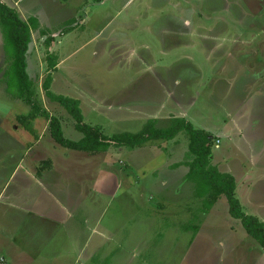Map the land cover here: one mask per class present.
<instances>
[{
    "label": "rangeland",
    "instance_id": "1",
    "mask_svg": "<svg viewBox=\"0 0 264 264\" xmlns=\"http://www.w3.org/2000/svg\"><path fill=\"white\" fill-rule=\"evenodd\" d=\"M2 1L12 8L16 0ZM173 1L174 11L182 9V15L177 13L180 18L186 16L185 8L195 7L198 12L199 2ZM226 1L229 4L222 7L225 10L222 14L213 15L210 12L213 15L210 16L204 13L209 16V20L204 18L200 23L190 24L184 19L179 26H173L172 29L168 27L169 31L166 32L169 35L162 40V45L161 39L154 35L145 36L143 42L152 48L150 54H143L144 61L153 64L154 60L158 69L140 67L142 65L113 69L112 66L109 68L106 60L95 65L91 58L93 47L83 48L69 57L73 53L71 49L74 43L71 40L74 35L84 32V43L104 29L109 16L117 21L125 19L124 8L120 5H112L111 2L100 4L99 0H74L62 7H55L50 0H20L15 9L20 17L23 10L31 13L29 23L41 9H58L66 21L78 19L73 25L66 22L60 27L62 31L64 28H73L71 32L66 30L63 33L72 36L70 40L66 37L68 41H64L63 47H66V43L72 44L64 52H51L41 40L38 48L32 46V57L27 55L29 77L34 80V101L50 116L61 120L66 138L77 141L83 135L75 129V122L67 111L52 102L43 90L42 85L48 76V53L66 59L52 73L54 81L51 92L72 98H77V93H81V109L87 124L111 127L113 116L119 120L123 118L120 116L122 113L127 115L136 111L135 116L141 121L162 119L158 127L169 124L165 121L176 116L187 119L197 129L210 130L214 136L211 162L219 167V171L235 174L236 197L241 201L244 211L264 221V0H260L255 9V0ZM146 14L150 18L151 10L147 9ZM232 16H236L234 20ZM150 21L147 24L142 21L140 27L147 25L151 32H159L155 28L159 26L155 25L156 19L151 17ZM162 21V30L173 23H168L165 18ZM170 29L179 35L171 39L173 33ZM139 32L148 31H139V28L133 31ZM61 38L56 39V42L61 41ZM78 43L79 40H75V44ZM85 55L88 56L86 60L80 61ZM137 59L141 60L139 56ZM7 66L4 45L0 44V130L11 132L12 129L14 132L13 127L18 126L19 133L23 131L26 141L29 132L36 138L42 136L40 145L45 147V151L41 147L38 151L57 165L66 159L75 163V154H80L77 156V160L82 161L80 163L85 160L89 162L82 170V180L87 178L91 167L95 165L103 171L110 170L119 180L115 196L105 201L110 204L109 214H105L104 218L105 222L108 221L104 225L110 229L109 245L105 243V248L98 249L97 256L89 263L79 261L76 264H251L257 251H264L247 234L241 222L230 216L225 196L219 198L212 212L205 214V231L208 233L201 235L203 238L196 246L189 247L192 232L175 228L178 223L196 224V215L202 208L203 200L196 198L195 185L181 179L184 173L179 171L178 184L166 191L167 194L171 193V199L161 202L157 187L160 181L155 174L160 165L156 169L151 167L158 160H164V164L167 159L158 148H166V152H171L172 159L175 155V160H184L189 145L186 133L182 132L169 143L160 142L156 145L158 148L150 144L137 149L112 147L108 154H82L84 152L66 149L52 139L47 118L33 116L30 105L26 106L8 92L3 79ZM141 95L144 96L141 97L143 100L150 99V104H138ZM104 98L107 99L103 101ZM90 99L94 101L93 104L86 102ZM106 114H110V124ZM19 118L24 120L21 122ZM140 124L142 122L129 124L120 121L110 129V133L123 130L138 132ZM0 142L8 143L9 139L0 134ZM219 154L223 159L218 157ZM143 167L145 170L141 171H144V176L139 172ZM112 186L111 181L110 193ZM160 205L170 208L168 211L173 214L155 216ZM178 208H185L188 214L179 218ZM104 252H108L110 257ZM262 263L264 261L261 260Z\"/></svg>",
    "mask_w": 264,
    "mask_h": 264
},
{
    "label": "crops",
    "instance_id": "2",
    "mask_svg": "<svg viewBox=\"0 0 264 264\" xmlns=\"http://www.w3.org/2000/svg\"><path fill=\"white\" fill-rule=\"evenodd\" d=\"M19 1L20 0L14 1L15 4L12 8L15 9V7L19 5ZM71 1L74 0H61V2L59 0H50V3L55 7H62L64 4H68ZM187 1L188 0H181V2ZM255 1L253 9L259 6L258 2L260 0ZM99 2L100 4L111 2L112 5L122 6L124 8V14H126L125 19L121 20L120 15H117L118 18H120V21H117L109 16L106 19L104 29L96 32L94 36L88 38L84 43H82V41L86 39L84 32L74 35V39L71 40L72 43H74V48L71 49L73 53L70 54L69 57L76 54L78 51H82L83 48L88 49L93 47L91 55L93 63L98 65L106 60L109 68L112 66L113 69H116L117 67L126 69V67L132 65H142L140 67L146 66L148 69L151 67L158 69L159 67L154 60L153 64H147V60L144 61L143 54H150V49L152 48L150 45L143 42L147 36L151 37V34L159 40L161 39L162 45V40L169 35L166 32L169 31L168 27H171V29L173 26L177 27L184 19L190 21V24H193L194 22L200 23V21H204V18L209 17L205 16L204 13L210 16L215 14L220 15L225 11L222 10V7H227L226 5L229 4L226 0H189L188 2H191L192 4L195 2L200 3L198 12L195 7L185 8L186 16L180 18L177 16V13L182 15V9L180 8L181 10H178V12H176L177 9L174 11L175 3H173V0H99ZM62 3L63 5H60ZM185 7L188 6L185 5ZM147 9L151 10L150 16L156 19L155 25L159 26H155V28H157L159 32H151L147 25L142 28L140 27L142 21L146 24L151 22V17H147L146 14ZM39 11L40 12H37V14H34L36 17L32 23H29L28 21V18L32 15L31 13H27L23 10V15L20 14L22 20L26 21L31 26L32 40L28 56L32 57L31 49L33 45L38 48L40 41L42 40L45 44L48 37L51 38V44L49 47L45 44V47L50 48L51 52H55V54L58 51L64 52L67 49V46L72 44L66 43V47H63L65 43L64 41L67 40V38L70 40L72 36L64 35L63 33L66 30L71 32L73 28H64V31H62L60 27L66 22L69 25H73L78 19L74 20L71 18L66 21L62 18L58 9L53 11L41 9ZM210 12H213V15ZM234 17L232 20L235 19ZM162 18H165L168 23H173L170 26L167 25L168 23L164 24L163 28L165 25H167V28L162 30ZM225 19L227 20V18ZM79 20L83 22L81 16H79ZM206 20H209V18ZM35 24L37 25L36 28L33 27ZM138 28L139 31L147 30L148 32L133 33V31L138 30ZM56 31L61 32V34ZM44 32H46L47 35H44ZM172 33L173 37H170L171 39H174V37L179 35L176 32ZM1 34L0 44L4 45L3 35ZM60 37H63L61 38L62 40L56 42V39ZM75 40H79V43L75 44ZM34 55L36 56V54ZM262 55L264 57V51ZM138 56L141 60L137 59ZM87 57L88 56L85 55L80 61L86 60ZM57 58L58 65L55 71L66 62L65 58H63L64 60L59 59V57ZM135 60H137L139 64L136 63ZM27 74H29L28 69ZM152 79L156 82L154 77ZM32 81L34 80L32 79ZM152 87L153 85L151 84L150 88ZM77 95L79 94L77 93ZM77 95L75 96L77 98L74 99L79 100L82 105V95L81 93L79 96ZM141 97L144 96L141 95L139 97L138 104H150V99L143 100ZM94 99H96V97H94ZM106 99L107 98H104L103 101ZM86 102L90 104L94 103L92 99H90L89 102ZM107 102L110 103L109 101ZM86 107L89 108L87 105ZM135 112H130L127 115L126 113H122L120 115L123 117L122 119L120 118L121 120H117L118 118L113 116L111 127L103 124L94 126L100 128L105 135L111 136L124 132L137 133V131L133 130H123L117 133H110V129H112L117 123H120V121L129 124L142 122L138 132L143 129L149 120H159L157 124L163 122L161 121L162 119H148L146 121H141L139 117L135 116ZM106 115V120L110 124V114ZM174 117L177 118L176 116ZM170 121L171 119L169 118L165 122H169L170 124ZM169 124L166 123L163 126L159 125L161 126L159 128L166 127ZM17 128L19 129L18 126L13 127L15 134L12 129H10L11 132H8V130H0V134H2L4 138L6 137L9 139L8 143L0 142V264H76L79 261L89 263L97 256L96 253H98V249L105 248V243L109 245L110 229L109 226L104 225L105 223H108V221H104V218L105 214H109L108 205L110 204L105 203V201L109 200L110 197L115 196L116 190L119 187L118 178L115 177V174H112L110 170L105 169L103 171L95 165V167H91L87 178L82 180V170H84L85 165L89 164V162L85 160L83 163H80L82 161L77 160V156L80 154L71 152L72 154H75V163H73V160L66 159L61 164L57 165L52 159L43 157V155H45L44 153L38 151L40 150V147L45 151V147L40 145L42 136L36 138V135L29 132L30 136L26 137V141L25 136L22 133L23 131L19 133ZM207 131L209 132L210 130ZM209 133L212 135L211 132ZM29 138L33 140L29 141ZM169 142H161V144ZM154 144H150V146L158 148L156 145L159 144V142ZM147 145L149 144H145L142 147H147ZM162 149L163 150L158 148L157 150L159 152H164V155H166L167 159L165 163L162 164L164 160H158V162L151 167L156 169L155 167L160 165V169H156L155 174L160 181L158 184L159 186L157 187L158 194L162 199L161 202L171 199V193H168V197L166 191L170 189L169 187H175L178 184L179 181L177 177L179 176V171L184 173L180 178L190 182L184 177L188 169L182 168V166L179 168L172 167L177 163L185 161L188 150L185 152L184 160L178 161L175 160V155L174 159H172L171 152H166V148L164 149L163 147ZM110 150L106 152V154H108ZM66 154L69 155V153ZM82 154H86V152ZM212 156H214L213 153ZM108 157L110 158V155ZM218 157L223 159V156L220 154ZM46 161H51V166L41 169L43 163ZM141 170H145L144 167L139 171L144 176V171ZM111 181L113 186L110 193ZM141 197H143V195H141ZM196 198L198 197L196 196ZM203 204L204 202L202 203L201 210H199V213L196 215L198 220L196 224L178 223L175 225L176 229L181 230L186 229L188 226L196 225L199 227L197 233L185 230L186 232L193 233L189 247H191V245L196 246L201 240V237L203 236L202 234L208 233L205 231L207 226L205 214L212 212L214 210L213 207L217 203L209 211L204 209ZM159 207L160 208L157 213H155V216L164 217L173 214L171 213L172 211H168L170 208L166 209L163 205H160ZM139 210H137L136 216H138ZM178 210L179 212H177V215H179V218L180 216L188 214L185 212V208H178ZM208 235H212V233ZM255 249L258 250L257 247ZM257 252L255 258L252 259L251 264H260L261 260L262 262L264 261V251L258 250ZM103 254L110 257L108 252H104Z\"/></svg>",
    "mask_w": 264,
    "mask_h": 264
},
{
    "label": "trees",
    "instance_id": "3",
    "mask_svg": "<svg viewBox=\"0 0 264 264\" xmlns=\"http://www.w3.org/2000/svg\"><path fill=\"white\" fill-rule=\"evenodd\" d=\"M33 27L36 28L37 25ZM0 28L3 35L4 53L9 64L4 75L8 92L18 97L26 106L30 105L34 112L33 116H41L49 120L50 135L57 144L70 150L98 154L106 153L112 147L134 149L145 144L169 142L182 132L186 133L189 145L185 161L172 167L186 166L188 168L185 178L195 184L196 196L203 199V207L206 211H209L220 197L225 196L230 216L239 220L247 234L264 249V221L244 211L241 201L236 197V178L231 173L219 171L218 167L211 162L214 136L206 130L195 128L185 118H173L170 124L163 128L157 126L156 120H149L140 132L105 135L100 128L85 122L79 100L51 92L52 73L57 68L58 58L48 53V76L45 77L42 85L43 90L52 102L58 103L67 111L75 122V129L83 135L77 141L66 138L61 120L56 116H50L34 101L33 81L27 74V55L32 40L31 26L21 19L16 9L9 7L2 0H0ZM44 35L47 33L44 32ZM45 44L50 46V37ZM23 120L20 119L21 122ZM49 166H51V161H46L41 169ZM198 229L199 227L195 225L183 230L197 233Z\"/></svg>",
    "mask_w": 264,
    "mask_h": 264
},
{
    "label": "flooded vegetation",
    "instance_id": "4",
    "mask_svg": "<svg viewBox=\"0 0 264 264\" xmlns=\"http://www.w3.org/2000/svg\"><path fill=\"white\" fill-rule=\"evenodd\" d=\"M6 60H7V58H6ZM7 63H8V62H7ZM8 65H9V64H8ZM7 68H8V66H7ZM7 68H6V70H7ZM6 70H5V72H6ZM4 75H5V73H4ZM4 78H5V77H4ZM4 78H3V79H4ZM4 81L6 82V80H5V79H4Z\"/></svg>",
    "mask_w": 264,
    "mask_h": 264
},
{
    "label": "built area",
    "instance_id": "5",
    "mask_svg": "<svg viewBox=\"0 0 264 264\" xmlns=\"http://www.w3.org/2000/svg\"><path fill=\"white\" fill-rule=\"evenodd\" d=\"M2 261H4V260H2Z\"/></svg>",
    "mask_w": 264,
    "mask_h": 264
}]
</instances>
